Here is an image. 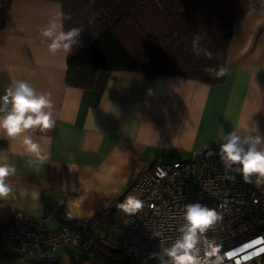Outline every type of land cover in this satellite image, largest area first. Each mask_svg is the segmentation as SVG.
Masks as SVG:
<instances>
[{
    "label": "crops",
    "instance_id": "crops-1",
    "mask_svg": "<svg viewBox=\"0 0 264 264\" xmlns=\"http://www.w3.org/2000/svg\"><path fill=\"white\" fill-rule=\"evenodd\" d=\"M60 12L56 2L12 0L0 30V96L12 80L28 81L51 94L56 120L34 136L48 154L44 162L20 140L0 135V154L16 169L8 178L12 191L0 198L1 227L19 210L33 218L52 213L49 230L58 229L63 216L103 230L105 222L95 218L124 193L137 198L132 183L155 161H186L246 124L264 135V0L234 23L228 72L219 85L177 74L100 71L90 88L70 86L67 56L52 55L40 34ZM55 257L60 264H99L71 246L57 248Z\"/></svg>",
    "mask_w": 264,
    "mask_h": 264
},
{
    "label": "built area",
    "instance_id": "built-area-1",
    "mask_svg": "<svg viewBox=\"0 0 264 264\" xmlns=\"http://www.w3.org/2000/svg\"><path fill=\"white\" fill-rule=\"evenodd\" d=\"M218 151V146L207 145L192 151L186 161H155L132 183L143 207L135 215L122 211L103 230L71 216H63L59 228L49 230L46 220L52 213L33 218L17 210L10 223L0 227L1 248L6 253L52 261L57 248L71 246L99 264H159L151 254L159 250L161 240L167 244L178 235L185 205L199 202L222 217L207 233L218 246V264H264V252L244 259L264 248V184L245 183L238 172L226 170ZM249 244L254 247L245 248ZM200 255L204 256L203 248Z\"/></svg>",
    "mask_w": 264,
    "mask_h": 264
},
{
    "label": "trees",
    "instance_id": "trees-1",
    "mask_svg": "<svg viewBox=\"0 0 264 264\" xmlns=\"http://www.w3.org/2000/svg\"><path fill=\"white\" fill-rule=\"evenodd\" d=\"M70 14L64 30L82 27L80 46L66 58V83L90 88L100 71H130L145 77L177 74L209 85L225 80L208 67H226V53L234 23L258 0H46ZM12 0H0V30ZM90 20L92 22H90ZM195 35L212 59L192 52ZM122 194L108 211L97 216L105 224L118 220ZM1 227V226H0ZM0 264H60L6 253L0 244Z\"/></svg>",
    "mask_w": 264,
    "mask_h": 264
},
{
    "label": "clouds",
    "instance_id": "clouds-1",
    "mask_svg": "<svg viewBox=\"0 0 264 264\" xmlns=\"http://www.w3.org/2000/svg\"><path fill=\"white\" fill-rule=\"evenodd\" d=\"M70 19V14L60 12L40 30L42 43L47 44L52 55L63 52L67 56L80 46L79 38L84 29L72 27L65 31L64 21ZM201 39L200 35L193 37L192 52L197 57L203 55L212 59V52L200 46ZM206 71L215 78H222L228 69L218 66L208 67ZM55 123L51 94L38 92L28 81L12 80L4 95L0 96V135L11 141L20 140L24 151L41 162L48 159V154L34 138L35 133H46L54 128ZM218 149L220 162L226 170L238 172L245 183L264 184V135L255 125L238 126L224 133ZM8 160L7 154H0V198H6L12 191L8 178L16 169ZM142 207L143 202L134 196L120 204L121 210L129 215H135ZM221 219L215 209L199 202L185 205L184 222L178 228V235L167 244L161 240L159 250L151 254L152 258L159 264H218V246L214 240L208 239L207 233L214 230ZM154 236L159 237L160 233ZM202 248L203 257L200 255ZM214 256L215 260L212 259Z\"/></svg>",
    "mask_w": 264,
    "mask_h": 264
},
{
    "label": "snow or ice",
    "instance_id": "snow-or-ice-1",
    "mask_svg": "<svg viewBox=\"0 0 264 264\" xmlns=\"http://www.w3.org/2000/svg\"><path fill=\"white\" fill-rule=\"evenodd\" d=\"M255 243H260V241H255L254 244ZM254 244L246 245L245 248H252L254 247ZM241 251H243V249ZM260 252H264V248H260L257 251L249 253L247 256L244 257V259H250L252 256L258 255ZM232 255H235V253H233ZM236 264H239V261H237Z\"/></svg>",
    "mask_w": 264,
    "mask_h": 264
},
{
    "label": "rangeland",
    "instance_id": "rangeland-1",
    "mask_svg": "<svg viewBox=\"0 0 264 264\" xmlns=\"http://www.w3.org/2000/svg\"><path fill=\"white\" fill-rule=\"evenodd\" d=\"M124 264H139V261H136V263L125 262Z\"/></svg>",
    "mask_w": 264,
    "mask_h": 264
},
{
    "label": "water",
    "instance_id": "water-1",
    "mask_svg": "<svg viewBox=\"0 0 264 264\" xmlns=\"http://www.w3.org/2000/svg\"><path fill=\"white\" fill-rule=\"evenodd\" d=\"M106 264H116V263H112V262H107Z\"/></svg>",
    "mask_w": 264,
    "mask_h": 264
}]
</instances>
